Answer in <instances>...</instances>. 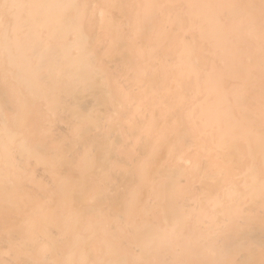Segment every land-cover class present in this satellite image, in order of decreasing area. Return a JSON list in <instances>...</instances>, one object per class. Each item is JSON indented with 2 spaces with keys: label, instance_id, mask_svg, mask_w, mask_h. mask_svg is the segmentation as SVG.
<instances>
[{
  "label": "bare ground",
  "instance_id": "bare-ground-1",
  "mask_svg": "<svg viewBox=\"0 0 264 264\" xmlns=\"http://www.w3.org/2000/svg\"><path fill=\"white\" fill-rule=\"evenodd\" d=\"M262 260L260 0H0V264Z\"/></svg>",
  "mask_w": 264,
  "mask_h": 264
},
{
  "label": "snow or ice",
  "instance_id": "snow-or-ice-1",
  "mask_svg": "<svg viewBox=\"0 0 264 264\" xmlns=\"http://www.w3.org/2000/svg\"><path fill=\"white\" fill-rule=\"evenodd\" d=\"M261 3V32L264 34V0H260ZM71 179V177H68ZM66 264H82V262H66ZM96 264H121V262H96ZM129 264H141V262H129ZM175 264H183V262H175ZM220 264H254L252 261H228V262H220ZM260 264H264V260L260 262Z\"/></svg>",
  "mask_w": 264,
  "mask_h": 264
}]
</instances>
